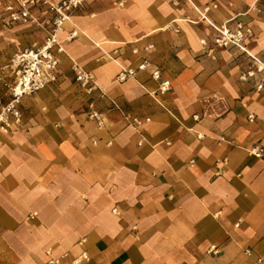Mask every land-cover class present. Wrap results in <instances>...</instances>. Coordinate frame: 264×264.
<instances>
[{"label": "crops", "instance_id": "crops-1", "mask_svg": "<svg viewBox=\"0 0 264 264\" xmlns=\"http://www.w3.org/2000/svg\"><path fill=\"white\" fill-rule=\"evenodd\" d=\"M209 21L250 27L243 44L264 61V0H88L72 13L57 81L0 130V264H264V74L243 80L256 62L217 47ZM48 29L0 20V70ZM124 69L135 74L121 81Z\"/></svg>", "mask_w": 264, "mask_h": 264}, {"label": "built area", "instance_id": "built-area-1", "mask_svg": "<svg viewBox=\"0 0 264 264\" xmlns=\"http://www.w3.org/2000/svg\"><path fill=\"white\" fill-rule=\"evenodd\" d=\"M87 1L0 0V20H3L6 25L35 24L39 27H49L43 43H34L17 52L10 62L0 70V83L6 87L8 92L7 101L0 97V130L9 131L13 127L20 126L22 124L21 103L23 98L43 90L57 81L60 64L59 55L65 51L63 42L59 39V33L65 23L70 20L72 13L84 6ZM203 18L206 19L205 16ZM209 24L217 32L214 39V44L217 47H238L256 62L255 69L248 70L241 76L243 80L254 77L256 74H264V61L258 60L250 54L243 44L245 37L253 33L250 27L243 23H238L235 29H231L228 23L218 26L209 21ZM76 36L77 32L73 31L68 39L72 40ZM202 43L205 44V41ZM149 66L151 63L145 60L138 66V69L145 70ZM74 71L76 81L82 88L89 92L97 88L90 72L78 66H74ZM151 73L155 80H161V71L158 68L153 69ZM134 74L133 70L124 69L118 78L123 81ZM263 81L261 80L257 84L256 89L258 91L263 89ZM170 86L168 80H161L160 91L166 92ZM89 118L95 120L99 127L104 125V118L98 111H90ZM195 119H199V117L195 116ZM249 120L253 121L254 116L249 115ZM133 122L141 123L138 118H133ZM248 152L258 157L262 156L263 153L258 146L252 147ZM247 254H251V252L247 250ZM56 262L57 260L51 261V263ZM78 262L79 260H75L74 264H78Z\"/></svg>", "mask_w": 264, "mask_h": 264}]
</instances>
